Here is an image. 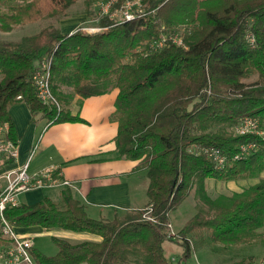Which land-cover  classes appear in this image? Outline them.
<instances>
[{
	"label": "trees",
	"instance_id": "trees-1",
	"mask_svg": "<svg viewBox=\"0 0 264 264\" xmlns=\"http://www.w3.org/2000/svg\"><path fill=\"white\" fill-rule=\"evenodd\" d=\"M88 8L108 0H0V31L43 19L59 21L78 2ZM144 14L132 21L102 18L103 30L63 33L53 26L20 42L0 41V125L18 140L11 106L25 104L47 126L84 123L70 110L72 95L87 99L118 90L114 120L120 158L139 162L149 180L148 206L114 220L93 219L69 190L60 202L8 209L20 232L90 234L101 241L73 244L53 237L58 252L36 249V264H187L194 244L233 247L260 239L264 227V179L228 202L210 200L207 180L257 179L264 173V0H143ZM176 35L184 47L162 36ZM51 63L52 92L61 110L42 104L32 78ZM253 82L247 83L251 78ZM21 97V99H18ZM246 119L257 132L238 134ZM217 151L221 164L205 151ZM197 188L210 206L176 233L171 216ZM165 242L182 248L170 260ZM3 243L0 234V244ZM223 264H247L243 259ZM264 264V257L262 259Z\"/></svg>",
	"mask_w": 264,
	"mask_h": 264
},
{
	"label": "crops",
	"instance_id": "crops-1",
	"mask_svg": "<svg viewBox=\"0 0 264 264\" xmlns=\"http://www.w3.org/2000/svg\"><path fill=\"white\" fill-rule=\"evenodd\" d=\"M117 96L118 90L87 99L72 95L70 110L73 115H79L84 123L50 126L46 123L39 135H36L37 118L31 122L32 117L28 115L25 104L28 117L26 126L23 125L24 131L18 130L11 115L20 147V162L38 144L30 172L37 173L49 166H57L63 178L70 182L67 188L50 190L58 194L57 199H50L60 202L62 192L69 190L86 207L88 215L97 220L123 218L128 213L145 209L149 204L146 172L136 171L139 162L120 158L116 150L118 123L113 117ZM34 229L43 234L44 230L39 227L30 228L25 233L32 238ZM49 233L73 244L101 241L90 234L67 231ZM57 252L58 248L55 254Z\"/></svg>",
	"mask_w": 264,
	"mask_h": 264
},
{
	"label": "built area",
	"instance_id": "built-area-1",
	"mask_svg": "<svg viewBox=\"0 0 264 264\" xmlns=\"http://www.w3.org/2000/svg\"><path fill=\"white\" fill-rule=\"evenodd\" d=\"M145 12L143 0H108L101 2V16L112 21H132L141 17ZM86 34L97 33L103 28L98 26L83 27ZM184 47L183 39L176 35L162 36L153 48H161L167 42ZM51 63L41 62L32 82L38 100L47 106L61 110V105L52 92ZM18 99H21L19 97ZM257 132L255 120L246 119L237 129L238 134ZM35 144L26 154L24 161L20 162V147L18 140H13L8 124L0 125V234L3 243L0 244V264H36L32 255L34 249L31 236L12 225L6 219V211L22 205V197L29 193H38L50 190H61L70 186V182L63 178L57 166H49L37 173H31L32 161L37 152ZM205 153L213 157L218 164L223 162L217 151L206 150Z\"/></svg>",
	"mask_w": 264,
	"mask_h": 264
},
{
	"label": "rangeland",
	"instance_id": "rangeland-1",
	"mask_svg": "<svg viewBox=\"0 0 264 264\" xmlns=\"http://www.w3.org/2000/svg\"><path fill=\"white\" fill-rule=\"evenodd\" d=\"M102 18L101 2H95L91 8H88L84 1H80L68 11L66 17L59 21L43 19L35 23L18 26L10 33H3L0 31V41L20 42L24 38L37 34L43 29L51 26L59 28L63 33H70L83 27L98 26ZM254 80L255 78L253 77L247 81V83L253 82ZM62 91L66 95H73L72 89L68 87H64ZM17 108L21 109L16 111ZM62 108L63 106L61 105V109ZM10 114L13 116L14 121H16L18 130L20 129V132L24 131L25 128L23 125L26 126L27 124V122L25 124L26 118L28 115L31 116L30 112L27 115L25 105L17 104L11 106ZM36 118V135H39L40 131L43 130L44 125H46L47 120L38 119V117ZM261 179H264V173L257 179H241L230 182L207 180L205 183V193L212 201L226 203L235 195L241 194L257 184ZM146 181L148 184V178ZM57 195V193L46 190L38 193H29L25 197H22L21 201L23 204L32 205L45 197L57 199ZM199 207L208 210L210 206L206 201L201 199L197 188H194L191 195L170 214L172 234L180 232L198 213ZM39 232L40 230L38 229L32 230L34 249L46 256L56 255L55 252L57 246L53 240L54 235L45 231H42L43 234H40ZM258 233L261 236L259 240L250 244L233 247H223L222 245L214 246L209 243L197 246V241L194 238H191V243L194 244L195 249L192 258L187 264H223L226 262H238L243 259L247 264H262V259L264 257V227L260 229ZM164 250L166 257L170 260H174L182 254V248L179 245L170 242H165Z\"/></svg>",
	"mask_w": 264,
	"mask_h": 264
}]
</instances>
